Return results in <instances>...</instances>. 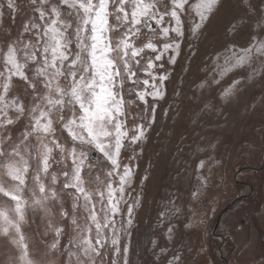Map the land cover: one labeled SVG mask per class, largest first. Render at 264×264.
Listing matches in <instances>:
<instances>
[{
  "label": "snow or ice",
  "instance_id": "obj_1",
  "mask_svg": "<svg viewBox=\"0 0 264 264\" xmlns=\"http://www.w3.org/2000/svg\"><path fill=\"white\" fill-rule=\"evenodd\" d=\"M28 3L32 17L14 35L5 30L0 46V238L18 250L13 264H129V247H121L126 228L120 205L127 203L133 172L121 163L122 152L145 140L156 122L146 97L164 99L170 74L157 73L164 68L157 62L167 57L175 66L183 42L199 38L221 0ZM6 7L15 20L16 0H6ZM257 23L264 32V23ZM218 66L211 83L245 67L256 75L264 69V37H253L240 52L228 50ZM231 88L222 94L230 96ZM137 102L148 107L131 111ZM144 111L150 112L147 118ZM97 157L108 169L102 188L92 171ZM204 166L201 160L198 167ZM29 207L46 215L55 210L68 221L48 223L44 234L51 232L54 239L40 249L44 258L32 255L22 232ZM133 207L126 209L128 227ZM64 235L68 239L61 246ZM179 260L174 255L173 261Z\"/></svg>",
  "mask_w": 264,
  "mask_h": 264
},
{
  "label": "rangeland",
  "instance_id": "obj_2",
  "mask_svg": "<svg viewBox=\"0 0 264 264\" xmlns=\"http://www.w3.org/2000/svg\"><path fill=\"white\" fill-rule=\"evenodd\" d=\"M16 4L19 11L12 20L6 0H0V46L5 30L14 35L32 17L28 0H16ZM258 21L264 23V0H221L199 38L189 36L183 42L175 66L167 63V57L157 62L164 64L157 73L167 70L170 74L162 89L164 99L146 97L148 105L155 107L156 122L145 140L129 146L121 156V163L130 165L133 172L132 187L125 193L127 203L120 205L126 228L121 247H129V264H226L222 256L230 264H264V69L256 75L251 67L230 70L218 77L219 83H211L228 50L240 52L253 37H264ZM234 24L238 27L232 32ZM145 54L155 55L147 50ZM234 80L238 83L233 84ZM230 84L232 94L223 95ZM147 107L137 102L130 110L138 113ZM141 115L147 118L150 112ZM143 122L147 124V119ZM132 124L129 119L128 125ZM201 160L203 168L198 167ZM246 166L263 167L238 176L253 185L254 192L224 215L215 234L225 208L251 192L249 186L236 182V174ZM107 170L102 159L93 160L92 171L100 176L101 188ZM30 195L29 191L25 198ZM130 204L134 207L128 227ZM25 216L22 232L32 255L44 258L40 249L54 239L51 232L44 234L48 223L55 227L68 221L55 210L46 215L31 207ZM67 239L62 237L61 246ZM174 255L180 256L178 262L173 261ZM18 256V250L0 238V264H13ZM46 259L52 261L51 256Z\"/></svg>",
  "mask_w": 264,
  "mask_h": 264
},
{
  "label": "water",
  "instance_id": "obj_3",
  "mask_svg": "<svg viewBox=\"0 0 264 264\" xmlns=\"http://www.w3.org/2000/svg\"><path fill=\"white\" fill-rule=\"evenodd\" d=\"M262 168H263V167H262ZM262 168H254V167L246 166V167H244V168H242L241 170L238 171V173L236 174V182H237V184H245V185H249V186L251 187V193H250V194H245L244 196H240V197H238L237 199H235V201H233V202L231 203V205H229V206L226 207V209L220 214V216L218 217V219H217V221H216L215 228H214V233H215V234H216L217 230H218L219 227H220V223H221V221H222L223 216H224V215L230 210V208L233 207V206H235L240 200L250 197V195H251V194L253 193V191H254V186H253V185H250V184H248V183H246V182H242V181H240V180L238 179L239 174L242 173V172H244V171H246V170L259 171V170H261ZM215 234H214V235H215ZM219 236L221 237V235H219ZM222 239H223V245H224V244H225V236L222 235ZM222 259L225 260L226 264H230V263H229V260L226 259L225 256H222Z\"/></svg>",
  "mask_w": 264,
  "mask_h": 264
},
{
  "label": "flooded vegetation",
  "instance_id": "obj_4",
  "mask_svg": "<svg viewBox=\"0 0 264 264\" xmlns=\"http://www.w3.org/2000/svg\"><path fill=\"white\" fill-rule=\"evenodd\" d=\"M225 242H226V240H225Z\"/></svg>",
  "mask_w": 264,
  "mask_h": 264
}]
</instances>
